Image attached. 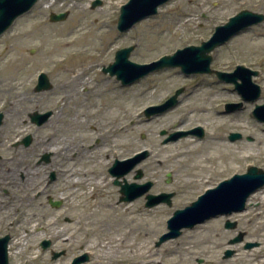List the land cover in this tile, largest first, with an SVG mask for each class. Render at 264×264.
Segmentation results:
<instances>
[{
  "label": "rangeland",
  "instance_id": "374dc122",
  "mask_svg": "<svg viewBox=\"0 0 264 264\" xmlns=\"http://www.w3.org/2000/svg\"><path fill=\"white\" fill-rule=\"evenodd\" d=\"M93 1L39 0L0 36V113L4 115L0 127V237L11 235L9 264H70L74 257L83 253H88L90 259L85 264H132V259L126 261L121 252L110 249V238L117 236L109 233L114 225L90 216V201L99 200L101 195L108 196L95 189L96 199H80L88 188L80 184L71 185L65 171L82 168L92 162L103 168L108 176V170L116 159L121 161L143 150L150 153L136 167L142 170L143 179L135 180L132 171L119 182L152 181L151 193L175 192L178 196L171 206L159 204L151 208L144 207V197L136 200L139 202L136 210L139 219L158 209L165 214L160 226L149 223L151 243L148 249L151 257L138 259V264H198V260L203 261L201 264H264V204L250 200L251 197L243 212L230 217L218 216L194 229L184 230L178 238L159 247L155 245L167 231L166 222L172 214L189 206L205 189L233 173L245 172L250 166L264 170V124L252 115L256 105L264 104V22L251 26L212 53L211 67L215 70L232 72L236 66H244L259 73L252 81L261 88L260 98L244 103L240 109L228 114L230 121L226 123L216 122L218 117L211 112L223 111L225 104L238 103L241 98L233 91L232 85L217 81L212 75L185 77L179 69H163L130 86H122L115 77L103 73V68L113 62L119 49L133 46L129 59L138 64L150 63L177 49L199 45L210 38L215 27L224 25L240 11L264 14V0H170L159 7L155 16L142 20L124 33L118 32L117 20L120 7L128 0H99L101 4L91 8ZM109 1L113 11L103 13ZM80 10H84L82 22L90 26L106 22L111 34L101 38V43L108 45L107 53L101 54L104 55L102 58L91 60L93 68L85 78L70 82V76L55 69V64H46L47 59L37 40L27 45L24 38L29 22L44 23L57 29L76 21ZM51 13H66L67 17L64 21L52 23L49 21ZM11 55L15 56L17 64H21L22 72L31 69L28 75H19L14 82L4 68ZM40 73L47 76L52 88L36 93L34 86ZM14 84L18 86L16 91L10 90ZM105 86L116 92L129 93V99L135 105L136 118L126 133L128 143L119 144L107 134L110 128L101 113V106L95 103L99 91ZM183 86L185 92L179 97L176 107L160 116L145 118L146 108L161 104L175 89ZM46 111L53 112L46 124L37 127L30 123V114ZM197 125L205 130V136L199 142L203 150L211 149L212 145L205 147V144H212V139L230 143L234 154L230 166L204 153L196 154V147L188 148L189 154L183 152L191 146L185 140L191 136L162 145V131L168 134ZM230 132L241 133L242 140L230 142L227 139ZM27 135L33 137L28 148L15 146ZM246 138L251 141H246ZM105 152H109V158ZM46 153L52 154L50 163H39V158ZM93 154L99 158L91 160ZM237 154L241 156L239 159ZM22 168L37 174L39 178L35 182L37 179L42 182L37 190L44 189L42 192L33 193L30 186L22 182ZM190 168L198 171L202 168L203 172L192 178ZM51 173L55 174L53 181H50ZM167 174H171L169 184L165 182ZM115 180V177L111 180V189L119 190L120 187L114 185ZM259 191H264V187ZM113 197L116 203L120 202V195ZM48 198L61 202L60 206L52 208ZM101 205L104 206L103 203L96 205V210L102 209ZM227 218L237 222L239 233L245 235L243 243L228 246L235 231L224 229ZM135 228L141 232V223L138 222ZM43 240L52 243L47 250L40 246ZM247 242L258 243L259 246L244 249L242 244ZM227 248L234 249L236 254L223 260L221 256ZM50 250H64L65 255L53 261ZM132 251L139 252L138 249ZM148 260L152 262L148 263Z\"/></svg>",
  "mask_w": 264,
  "mask_h": 264
},
{
  "label": "water",
  "instance_id": "95a60500",
  "mask_svg": "<svg viewBox=\"0 0 264 264\" xmlns=\"http://www.w3.org/2000/svg\"><path fill=\"white\" fill-rule=\"evenodd\" d=\"M38 0H0V36L6 32L16 19L29 12ZM169 0H130L126 5L121 7L120 16L117 23L119 32H126L132 28L136 23L141 20L157 14L159 6L163 5ZM100 4L99 0L94 1L92 8ZM67 14H50V21H63ZM264 21V15L253 13L247 10L239 12L237 15L230 17L229 21L223 25L215 28L210 40L203 42L200 46H189L182 50H177L171 56H164L158 61L140 65L129 61V56L134 47H128L118 50L115 53L114 62L107 68L103 69L104 73H109L110 76H116V79L122 85H130L135 81L141 79L147 74L158 71L163 68L180 67L181 72L186 75L190 74H213L215 73L220 81L233 83L235 90L242 97L244 102H254L261 94V89L258 85L252 82V77L257 76V71H252L243 66H238L236 70L231 73H222L219 71H212L210 64L212 58L210 52L214 51L217 47L226 44L231 38L241 34L242 31L247 30L251 26L259 25ZM240 81V82H238ZM51 89V84L45 74H41L38 78V83L35 87V92H42ZM181 90L177 91L174 96L168 99L160 106L150 107L145 110L144 114L147 118L151 116L160 115L172 109L178 102L177 97L180 95ZM242 103H239L236 108H240ZM52 112L39 114L34 112L29 116L30 121L41 126L48 121ZM253 115L256 120L264 123V105L256 106ZM4 115L0 113V126L3 123ZM189 132H176L169 134L168 138L163 141L166 144L170 141H177L179 138L186 136ZM191 133L203 137V129L196 128ZM162 134H164L162 132ZM240 134H231L229 140L234 141L240 139ZM32 142L31 136H27L21 142L25 147H28ZM50 154L42 156L41 161L48 162ZM149 156L148 151H143L136 154L133 158L125 161H115L109 172L117 178H120L129 173L137 164L145 160ZM141 170L137 171L135 179L142 178ZM50 180H54V174L50 176ZM119 184V182H115ZM152 182H147L142 185L137 184H124L121 185L122 197L121 201H132L146 194ZM264 186V172L256 167H250L247 173L242 175H235L229 180H225L214 188L207 190L206 193L200 196L197 201L190 204V206L177 210L173 216L167 221L168 233L163 234L156 246L159 247L165 241L178 238L182 230L193 229L194 226L205 223L206 221L219 216H229L232 213H239L245 209V203L250 195ZM173 194L162 193L160 195H147L146 207H153L161 203L171 206V198ZM52 206L57 207L58 202L51 203ZM225 229H235L236 222L227 220L224 225ZM243 233L238 234L235 238L229 241V245L240 243L243 240ZM9 237L5 236L0 239V264H8L7 258V243ZM258 243H246L245 249H252L257 247ZM43 249L49 246V242L41 244ZM63 252L53 253L52 259L59 258ZM235 254L234 250L228 249L224 252L223 259L231 258ZM88 261L87 254L76 257L71 264H82ZM199 264L202 260L198 261Z\"/></svg>",
  "mask_w": 264,
  "mask_h": 264
},
{
  "label": "bare ground",
  "instance_id": "6f19581e",
  "mask_svg": "<svg viewBox=\"0 0 264 264\" xmlns=\"http://www.w3.org/2000/svg\"><path fill=\"white\" fill-rule=\"evenodd\" d=\"M110 1L102 10L103 13L109 14L113 11V0L112 2ZM83 14L84 10H80L77 13L78 17L76 21L57 29L47 27L43 25L44 23L29 22L24 38V43L27 45H31L37 40L43 56L47 59L46 64H55V69L62 70L66 75L70 76V82H73L75 79L85 78L87 75L86 73L90 72L93 68V65L90 63L91 60L102 58L104 55L101 54L107 53L108 51V45L101 43V38L111 34V30L106 27L107 23L100 22L95 26H90L81 21ZM4 68L5 71L10 74V79H13V82L17 80L19 75H28L31 70L29 68L22 72L23 69L21 64L16 63L14 55H11V59L5 63ZM17 89L18 86L15 84L10 87L12 91H16ZM113 90L114 89H110L107 86L101 88L95 103L101 106V113L104 115L106 123L110 128L107 132L110 139L115 138L119 144L128 143L126 133L129 126L136 118V115H134L135 105L129 99V93L124 94ZM122 112L123 114L121 115ZM211 114L218 117L216 122L226 123L230 121V117H228L230 113L212 111ZM238 118L242 119V116H238ZM122 133H124V136H122ZM190 138L191 139H185L191 144L190 147L188 146L184 149L183 152H187L186 154H189L188 148L196 147L194 149L196 154L204 153L205 156L213 158L215 161L218 160L221 164H226L227 166L232 164L234 154L230 143L220 139H212V144H205V147L212 145L210 146L211 149L203 150V146L199 144V140L193 139V137ZM108 153L109 152H105L109 158ZM240 157V154H237V158L239 159ZM97 158H99V155L93 154L91 156V160H97ZM190 169V176L192 178H195L197 174L203 172L202 168L199 171L195 168ZM20 170V178L24 184L30 186L31 192H42L44 190H37L41 187L40 185L42 182L38 181L39 179L35 182L36 178H39L36 173L27 168H22ZM65 173L71 185L76 186L80 184L88 188L84 194L81 195L80 199H96L94 196L95 189L104 192L103 194L108 196L105 198L101 195L102 197L99 200L90 201L89 207L92 210L90 216L99 220L109 221L114 225V228H112V231L109 233L111 236H117L110 238L109 243L111 251L121 252V256L124 260L127 261L132 259L134 261L132 264H138V259H150L151 256L148 247L151 243L149 238L151 231L149 229V223L160 226L165 215L164 212L158 209L139 219L136 212L139 207V202L134 200L131 202L116 203L113 195H120V191L111 189L110 184L114 176L111 174L107 176L103 172V168L97 165L95 166L92 162H89V164L84 165L82 168L66 170ZM263 194L264 191L256 192L251 196L250 200H257L259 204H264ZM29 197H33V194ZM99 203H103L104 206L101 205L103 208L96 210L98 207H96V205H99ZM85 205L87 206V203ZM156 218L158 219L155 220ZM138 222L142 225L141 232H138L135 228ZM117 227H120V229H117ZM30 233L32 234L33 232L30 231ZM133 249H138L139 252H133ZM147 262L151 263L152 261L148 260Z\"/></svg>",
  "mask_w": 264,
  "mask_h": 264
},
{
  "label": "flooded vegetation",
  "instance_id": "af4514ba",
  "mask_svg": "<svg viewBox=\"0 0 264 264\" xmlns=\"http://www.w3.org/2000/svg\"><path fill=\"white\" fill-rule=\"evenodd\" d=\"M180 88H182L183 89V92H182V94H184V92H185V87L183 86V87H180ZM176 196H178L176 193H175V195L173 196V198H176ZM11 225H12V223H10L9 222V227H11ZM19 225V224H18ZM11 235L9 234V249H10V243H11ZM52 244V243H51ZM52 252V251H51ZM9 262H10V252H9Z\"/></svg>",
  "mask_w": 264,
  "mask_h": 264
}]
</instances>
